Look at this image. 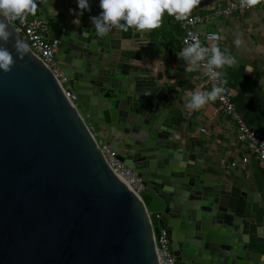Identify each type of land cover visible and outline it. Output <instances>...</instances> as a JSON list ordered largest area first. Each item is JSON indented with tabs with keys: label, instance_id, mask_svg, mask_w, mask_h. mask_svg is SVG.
I'll return each mask as SVG.
<instances>
[{
	"label": "water",
	"instance_id": "95a60500",
	"mask_svg": "<svg viewBox=\"0 0 264 264\" xmlns=\"http://www.w3.org/2000/svg\"><path fill=\"white\" fill-rule=\"evenodd\" d=\"M99 2L80 15L77 0H37L45 20L53 8L80 21L58 60L82 113L29 46L18 57L16 21L0 41L15 59L0 72V264H159L154 235L163 228L180 264H262L259 242L222 191L178 157L164 115L109 65L110 32L98 37L90 19ZM101 144L141 177L140 195Z\"/></svg>",
	"mask_w": 264,
	"mask_h": 264
},
{
	"label": "crops",
	"instance_id": "0c3cea01",
	"mask_svg": "<svg viewBox=\"0 0 264 264\" xmlns=\"http://www.w3.org/2000/svg\"><path fill=\"white\" fill-rule=\"evenodd\" d=\"M226 2L201 0L191 14L204 17L198 32L218 33L220 38L214 43L235 57L234 66L221 70L222 79L227 81L225 85L245 122L264 136V8L226 17L218 12ZM68 13L55 15L54 10L55 18L50 17L54 34L66 29L60 35L62 41L73 31L74 18L71 11ZM33 15L40 16L38 10ZM182 36L183 31L166 13L161 26L151 32L112 29L108 63L124 77L138 101L157 107L164 115L163 125L179 140L174 146L180 149L178 157L216 191H222L223 204L243 218L251 239L259 242L257 253L264 264V163L238 141L234 122L216 112V101L198 111L186 108L185 97L190 92L211 88L201 69L190 70L180 58ZM245 155H249L247 164L241 163ZM234 161L240 162L237 167L232 166Z\"/></svg>",
	"mask_w": 264,
	"mask_h": 264
},
{
	"label": "clouds",
	"instance_id": "9594fccd",
	"mask_svg": "<svg viewBox=\"0 0 264 264\" xmlns=\"http://www.w3.org/2000/svg\"><path fill=\"white\" fill-rule=\"evenodd\" d=\"M201 3V0H100L99 7L102 10L98 17H91V22L98 37L107 35L112 29L127 32L135 29L139 32H151L161 26L165 12L174 16L177 20H186L192 11ZM261 0H240L241 7H255ZM78 8L83 11L89 9L88 0H77ZM38 8L37 0H0V41L7 43L12 36L9 31V19L23 20L28 14H35ZM72 11V10H70ZM54 9L51 8V13ZM5 20L7 23H5ZM79 24V19L73 21ZM210 40H218L219 37L212 35ZM240 43L239 40L236 41ZM14 48L18 57L22 60L28 54V45L17 38ZM182 58L190 70L204 69L206 75L214 83L210 91L190 92L186 97V108L190 111H198L210 102L223 99L226 80L222 79L225 67L236 64L235 57L222 51L218 44L202 46L198 38L185 41V47L180 52ZM15 65V59L6 48L0 47V72L9 73ZM251 71V70H249Z\"/></svg>",
	"mask_w": 264,
	"mask_h": 264
},
{
	"label": "built area",
	"instance_id": "2783aa9c",
	"mask_svg": "<svg viewBox=\"0 0 264 264\" xmlns=\"http://www.w3.org/2000/svg\"><path fill=\"white\" fill-rule=\"evenodd\" d=\"M258 8H264V0H261L260 4L252 8L241 7L240 0H230L226 2L224 7L218 12L223 16L229 17L240 13L252 12ZM165 13L168 14L167 12ZM170 18L176 22L183 31L182 44L184 47L185 41L191 42L193 37L198 38L202 46L206 47L219 40H210V36L216 35L220 38L219 34L216 32H207L204 34L198 32L197 27L204 20V17L200 15L190 14L186 20H177L174 16H170ZM9 20L17 22L15 25L16 31L21 35L30 49L51 70L68 100L76 106L77 95L69 86L68 78L58 60V55L62 46V38L60 35L65 33L66 29H61V33L56 35L52 31L50 21L33 14H28L23 22L20 20ZM201 70L203 71L205 83L208 87L212 88L214 83H219V81L210 80L206 75V71L203 68ZM223 87L225 88L223 99L216 100V112L224 114L234 122L238 141L245 143L248 147L249 154H255L259 160L264 163V136L245 122V119L237 110L231 90L225 84ZM202 132L205 133L206 129H202ZM100 148L111 169L134 193L140 195L144 190L141 177L118 158V153L116 151L109 149L103 144L100 145ZM248 162L249 155H245L241 158V163L247 164ZM239 163V161H234L232 166L237 167ZM154 239L159 264H180L170 249L171 239L167 229H161L158 235H154Z\"/></svg>",
	"mask_w": 264,
	"mask_h": 264
},
{
	"label": "rangeland",
	"instance_id": "374dc122",
	"mask_svg": "<svg viewBox=\"0 0 264 264\" xmlns=\"http://www.w3.org/2000/svg\"><path fill=\"white\" fill-rule=\"evenodd\" d=\"M76 107L80 111V113H82V109H81V107H80V105L78 103H76Z\"/></svg>",
	"mask_w": 264,
	"mask_h": 264
}]
</instances>
